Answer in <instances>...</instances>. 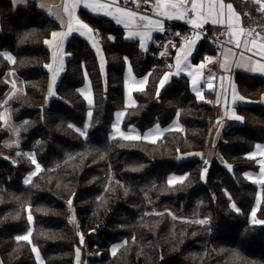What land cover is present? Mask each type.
<instances>
[{
  "label": "trees",
  "instance_id": "obj_1",
  "mask_svg": "<svg viewBox=\"0 0 264 264\" xmlns=\"http://www.w3.org/2000/svg\"><path fill=\"white\" fill-rule=\"evenodd\" d=\"M224 2L233 5L245 28L264 27L257 4ZM82 17L102 38L105 72L93 44L74 35L67 44L65 72L49 98L51 51L45 41L59 25L35 7L15 9L9 0H0V95L9 88V71L24 83V90L7 104L13 121L22 124L18 148L5 145L8 131L0 119L2 264H38L34 247L45 264H74L79 239L89 264H264V224L251 222L259 189L255 217L264 220V186L244 176L259 169L247 156L264 143V105L237 107L243 123L221 134L217 151L222 162L203 167L199 157L179 161L181 155L204 151L211 105L197 100L185 76L173 78L159 95L164 60L127 41L111 20L87 12ZM210 47L199 45L193 62ZM126 59L137 77L149 75V80L146 89L135 94L137 105L127 110L123 129L145 132L167 126L178 116L183 131L167 132L156 143L110 137L115 113L125 109ZM236 82L250 99L264 92L261 77L239 73ZM86 83L91 106L81 91ZM89 112L90 123L81 135ZM11 152L25 158L30 153L40 166L38 172L23 158L10 160ZM171 173L188 176L171 186ZM29 177L31 182L25 183ZM151 182L156 187L149 201L142 188ZM164 207L190 216L198 211L209 223L175 221L158 213ZM78 230L82 236H77ZM29 232L31 243L17 240ZM115 244L120 245L112 254Z\"/></svg>",
  "mask_w": 264,
  "mask_h": 264
},
{
  "label": "crops",
  "instance_id": "obj_2",
  "mask_svg": "<svg viewBox=\"0 0 264 264\" xmlns=\"http://www.w3.org/2000/svg\"><path fill=\"white\" fill-rule=\"evenodd\" d=\"M9 1L12 3L15 9L30 6V7H35L45 12L49 16V18L55 20L59 25L58 29L54 30L52 33L54 32L68 33L63 39L62 48L59 50L54 49L53 45L56 42L53 41L52 35H50V37L47 38L46 41H53V44H48L45 42L46 46L51 51V59H50V62L47 64V66H51V67H47L51 75V80L53 76V71L61 68V61H62V69L58 71L55 82L53 83V81H51L52 89H54L60 77L65 72L66 61L69 57L68 52H67V44H68L69 39L72 36L82 35L86 37L88 41L91 42L93 46L95 47V50L98 54V58L101 59L99 57V54H102L104 56V53L100 45V39L97 37L95 30L83 19L82 12H87L94 16L104 17V18L111 20L113 24L123 29L124 38L127 41L136 42L141 51L143 52L152 51L153 53H155L157 58L163 59L165 61H169L171 65H173L174 63L175 55L178 52V49H181V48L183 49V55L181 57V64H182V62L184 61L186 52L188 51L189 47L192 46V42H188L185 40V34L187 30L189 28H193L192 24L188 22L191 16L186 17L185 19H168L161 15L158 17H153V16L143 15L139 12L134 11L138 13V15L149 17L153 21H162L163 31L157 30L155 27H151V26L148 28L142 27L143 25H146L148 22L146 20H139V19L136 20L135 24L132 25L131 28H126L123 23H117L116 19H114L113 16L104 15L103 12H94L92 11L91 8L84 7L85 3H96V2L106 3L107 0H79V5L74 10V18L75 20H79L83 24H86L88 26V29H91L92 31L90 32L88 31V29H83V28H81L80 31H77L76 28L79 26L75 24V22H73L72 24L73 30L71 32H68L69 18H68V13L64 11V8H65V5H71L74 2V0H9ZM259 7L260 6L258 5V8ZM53 13L55 15H53ZM175 25L181 26L184 30L183 33H181V35L179 34L180 36L172 33L173 27H176ZM138 26H141V27H138ZM203 27L212 28L214 31H216L221 26L213 25L211 24V22H209V23L204 24ZM222 28H225V27H222ZM225 29H226V38L228 41H230L228 29L227 28ZM130 31L150 32V38L145 39L143 41L141 40L139 36L129 38ZM256 31L264 34V27H261L259 30H256ZM155 40L159 44V48L157 47L155 48L152 46ZM261 42L262 41L258 40L257 45H259V43ZM142 43L144 44V47H141ZM164 44H167L168 46H170L169 53H171V55L168 54V52L166 54V51L164 50V47H163ZM184 45H186V47H184ZM198 46L199 45L195 43L194 47H192L191 54L187 56V64L190 61L192 62L190 66V70H191L190 73H196L197 85L203 91L202 96L204 99L202 102L210 104L213 109L217 127L214 129V132L213 131L212 132H213V135H215L216 138H218V136H221V134L229 127L241 125L243 123V119L238 121L234 119L232 116V113L234 112L236 116L242 117L237 113L236 111L237 107L247 106V105H264V92L261 95V97L256 100L245 97L239 92L237 82H236V75L239 73H244V74H248L251 76L261 77L264 79V73L254 72V71L249 70L251 66L255 65L256 61L260 60L259 55H253L251 51H245L243 47L236 48L233 43H230V46L224 49L221 56H216L211 50V51L203 53L198 63H194L193 57L196 54ZM54 51L56 52L55 62L53 60ZM241 52H243V56L240 55ZM163 53H165L164 57L162 55ZM226 56H227V60H225ZM8 57L9 55H7V58ZM208 57H211L212 60L208 61L206 59ZM9 61L13 63L11 60ZM201 64H204L205 66L203 69H200L199 72H197L198 66ZM237 65H241V66H237ZM103 66H104V69L103 70L101 69V71L104 74L105 57H104ZM172 73H174L172 75L173 76L172 79L179 77L180 74L181 76L187 77L190 82L191 91L193 92L192 75H189V73H182L181 70L179 74H176L177 70H173ZM209 81L211 83V87L209 86ZM233 87L235 88V94L237 96V99L235 102H233V99H232ZM85 88L87 89V92H90L91 98L89 97V99H91V104L89 103V100H87L86 98L85 100L87 101L88 105L91 106L93 103V97H92V92H91V89L88 83H86ZM239 97H243L244 98L243 101H241ZM257 146H260L262 151H258ZM254 153H255V159H252V160L255 161L259 169L257 171H247L245 172L244 176L248 181L260 187L261 184L257 183L256 181L261 178L260 177L261 169L264 168V163H261L262 161H264V143L256 144L253 151L250 152L247 157L249 158ZM261 194H262L261 189H259L257 199L260 196V201H261ZM257 199L255 203V212H257L258 210V208L256 207ZM259 205H260V202H259ZM251 220H252V214H251Z\"/></svg>",
  "mask_w": 264,
  "mask_h": 264
},
{
  "label": "snow or ice",
  "instance_id": "obj_3",
  "mask_svg": "<svg viewBox=\"0 0 264 264\" xmlns=\"http://www.w3.org/2000/svg\"><path fill=\"white\" fill-rule=\"evenodd\" d=\"M123 2V0H107L106 3H85L84 7L91 8L94 12H103L104 15L107 16H113L114 19H116L117 23H123L126 28H131L132 25L135 24L136 20H146L148 23L146 25H143L142 27L148 28V27H155L157 30L163 31V25L162 21H153L149 17L138 15V13L128 10L126 8L120 7V4ZM133 3H136L137 0H132ZM145 3L148 2V0H144ZM156 4L155 11L168 19H185L189 16L191 13V18L188 21L192 24L194 29H202L204 24L211 22L213 25H220L221 27H225L228 29V34L230 37V43H233L236 48H241L245 51H251L253 55H259L260 60L255 62V65L251 66L249 68L250 71L254 72H261L264 73V34L261 32L256 31L255 29L251 28H245L243 26V22L241 19L240 14H238L233 5L231 3L226 4L224 0H154ZM250 3L258 4L259 10L264 13V0H248ZM79 5V0H74V2L71 5H65L64 11L68 13V32H71L73 30L72 24L75 22L79 27L76 28L77 31H80L81 28L88 29V26L86 24H83L79 20H75L74 18V10ZM71 9V10H70ZM53 15H55L53 13ZM141 27V26H138ZM88 31H92L91 29H88ZM68 33L66 32H54L52 33L53 41L56 43L53 45L54 49L59 50L62 48V42L64 37ZM83 34V33H82ZM135 36H139L141 40H145L150 38V32H129V38H133ZM199 32L194 33V36L192 38V46L189 47L188 51L185 54L184 57V64L183 67H188L187 65V56L191 54L192 47H194L196 38H198ZM243 38V39H242ZM262 41L257 45V41ZM53 41H46L48 44H53ZM141 47H144V44H141ZM179 51H183V49H178ZM241 56H243V52L240 53ZM9 60H11L13 63L15 61L12 57H8ZM208 61H211L212 58L208 57L206 58ZM53 60L56 61V52L53 53ZM225 60H227V56L225 57ZM177 61V73L179 74L181 70V57L179 55L176 56ZM204 64H201L198 66L197 72H199L200 69L204 68ZM241 66V65H237ZM51 67V66H47ZM62 69V61H61V68L53 71L52 81L53 83L56 80L58 71ZM193 77L192 84H193V91L197 92V95L199 96V89L197 87V80H196V73H190ZM172 75L171 73L165 74L164 78L160 81V86L163 87L165 81L169 78V76ZM223 79V78H221ZM138 83L143 85L146 83L145 80H141ZM209 86L211 87V83L209 81ZM142 91L143 89H138ZM233 102L236 101L237 96L235 94V88L233 87V96H232ZM241 101H243V97H239ZM89 103L91 104V100H89ZM91 116V112L88 114ZM118 115H123V113H120ZM232 116L236 120H242V117L236 116L235 113H232ZM0 119H3V117H0ZM117 132H119V128L114 125ZM79 131V130H78ZM81 135H84V132L80 133ZM152 133H149L151 135ZM119 135L124 139H139V136H126L124 133L120 132ZM115 136V134H114ZM258 151H262L260 146H257ZM250 159H255V153L252 154ZM32 162L35 164V160L33 159ZM261 163H264L262 161ZM37 170H39L40 166L36 165ZM206 171V169H205ZM35 175V173H33ZM260 179L256 182L264 186V168L261 169L260 173ZM31 177H29L28 180L25 181V183H30ZM169 183H172V181H169ZM70 203V202H69ZM233 208H235V205H233ZM238 211V209H237ZM256 213L253 211L252 217H253V223H259L264 224V220H256L255 219ZM28 219L31 221L32 217L29 210ZM198 223L206 224L208 223L207 220L198 221ZM31 236V232L28 233V235L25 236H19L17 237L18 241H28L29 237ZM33 251H37V249L33 248ZM113 254H115V249H113ZM38 255V251H37ZM2 264V262H0Z\"/></svg>",
  "mask_w": 264,
  "mask_h": 264
},
{
  "label": "rangeland",
  "instance_id": "obj_4",
  "mask_svg": "<svg viewBox=\"0 0 264 264\" xmlns=\"http://www.w3.org/2000/svg\"><path fill=\"white\" fill-rule=\"evenodd\" d=\"M183 31L184 30H183L182 27L180 28V27L176 26V27H173V32L172 33L175 34V35H179V34L181 35V33H183ZM97 37L101 41V39H102L101 36L97 35ZM152 46L155 47V48L156 47L159 48V44L157 43L156 40L152 44ZM163 47H164V50L166 51V54L168 52V54L171 55V53H169L170 46H168L167 44H164ZM184 47H186V45H184ZM145 53H150V51L145 52ZM162 55L164 57L165 53H163ZM177 55L182 57L183 51H179V52L176 53L173 65H171L169 63V61H165L164 60V67L166 69V72L162 76L161 80L164 78L165 74L171 73L173 75L174 73H172V71L173 70H177V61H176V56ZM99 57L101 58V59H99V63H100V66L102 67L101 69L103 70L104 69V66H103L104 56L102 54H99ZM191 63L192 62L190 61L187 64L188 67H183L184 61L182 62V64H181L182 73H189V75H191L190 74ZM172 75H170L169 78L165 81L163 87L160 86V82H159V84H158V94L159 95L164 91V89H166L171 84L172 77H173ZM148 76L149 75H145L143 77H137L134 74V71H133V68L131 66L130 61L128 59H126V69H125V75H124L125 109L119 110V111H117L115 113V120L113 122L112 132H111V135H110V137L112 139L129 140V141H143V142H149V143H156L167 132H170V131H183V127L181 125V122H180V119H179L178 116L175 117V119L167 126L155 125V126L149 128L148 130H146L145 132H139L135 127H131L129 130H124L123 129V122H124V119H125L126 112H127V110L129 108L135 107L137 105V100H136L135 94L137 92H141L140 90H138L140 88H142L143 90L146 89V87L148 85V80H149ZM180 76H181V74H180ZM141 80H145L146 83L141 85L140 83H138ZM6 81H7L8 85H9V88L4 94L0 95V107L2 108L1 117H3V119H1V121H2L3 127L8 131V137L5 140V145L8 146V147L18 148L19 145H20V129H21L22 124H17V123H15L13 121V119L11 117V110L8 107L7 104L11 100L12 97H14L18 93H21L24 90V83L16 76L14 71H9L7 73ZM51 86L52 85H51V82H50L49 98L52 97L53 92H54V89H52ZM85 86H86V84L81 88L82 89L81 90L82 94L85 96V98L87 100H91V99H89V97L91 98L90 92H87V89L85 88ZM197 87H198V85H197ZM54 88H56V86ZM198 89H199V93H200L199 96L197 95L196 91H193V93L196 95L197 100L199 102H202L203 99H204L203 96H202L203 91L199 87H198ZM120 113H123V115H118ZM90 117L91 116L88 115L87 124H86V126H85V128L83 130H80V132H85V130L88 128V125L90 123ZM114 125H116L119 128V132H117V130L114 127ZM216 127H217V124H216V121H215V115L213 113V117L210 120V127H209V130H208L206 147H205L204 151L202 153H189V154L181 155L180 158H179V161H181L183 159H190L192 157H199L204 162L203 167L207 166L206 164L210 165L215 160L222 162V158L220 157V155H219V153L217 151V145H218V143L220 141V137L221 136H218V138H216V136L213 135L214 129ZM120 132L124 133L126 136H139L140 138L139 139H124V138H122L119 135ZM149 133H152V134L149 135ZM114 134H115V136H114ZM8 155L10 156V160H14V159L22 160V158H23V160H26V162H28V163H31L33 159L35 160V158H33L30 153L27 154L26 158L23 157L22 155H20L19 152H15V153L11 152ZM35 165H36V163H35ZM34 171L38 172L37 169H35ZM205 173H206L205 169H202V174L205 175ZM187 176H188L187 173L186 174L185 173H182V174L171 173L168 176V183H169V181H172V183H169V185L174 186L176 184L182 183L186 179ZM155 187H156V183L155 182H151L150 184H148V185H146V186H144L142 188L143 195H144V197L147 200L150 201L151 193H152V191L154 190ZM261 197H262V194H261ZM259 202H261L260 201V196L257 199V204H256L257 208H258ZM69 205H70L71 210L73 212L74 209L72 207V203L70 202ZM253 211H255V206H254V208L252 210V213H253ZM158 213H167L175 221H193V222L197 221L198 222V221L206 220L204 218L203 219L201 218V215H200V213L198 211L195 212V214L190 216V215H187V214L183 213L182 211L181 212L180 211H175V210H173L171 208L164 207ZM255 219H256V217H255ZM251 222L253 223V217H252ZM30 223H31V226H32L33 225V218L31 219ZM208 223H209V221H208ZM29 240H30V237H29ZM119 245L120 244H115V245H113L111 247V253L112 254H113V249H115V253L117 252V250L119 248ZM34 248L37 249V251H38V255H37V251H34L37 263L38 264H45V261H44L42 255H41L39 249L37 247H34ZM88 257L89 256L87 255V253L84 250V241H83V239H79V243H78V245L76 247V257H75V263L74 264H89ZM0 262H1V259H0Z\"/></svg>",
  "mask_w": 264,
  "mask_h": 264
},
{
  "label": "built area",
  "instance_id": "obj_5",
  "mask_svg": "<svg viewBox=\"0 0 264 264\" xmlns=\"http://www.w3.org/2000/svg\"><path fill=\"white\" fill-rule=\"evenodd\" d=\"M122 8H126L128 10L139 12L143 15L158 17L160 16L156 11V4L154 0H148L147 3L144 0H137L136 3H133L132 0H123L120 4ZM191 16V14H189ZM188 16V17H189ZM199 32L198 38H196V42L198 45L208 43L211 47L212 52L216 56H221L224 49L230 46L229 41L226 38V29L218 28L216 31L210 29L208 27H203L202 29H194L189 28L185 34V39L188 42H192V38L194 33ZM82 231H77V236H82Z\"/></svg>",
  "mask_w": 264,
  "mask_h": 264
}]
</instances>
